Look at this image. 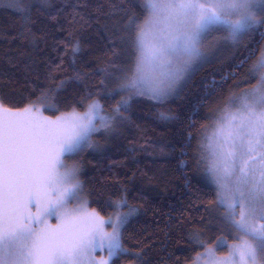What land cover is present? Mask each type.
<instances>
[{"label":"snow or ice","instance_id":"1","mask_svg":"<svg viewBox=\"0 0 264 264\" xmlns=\"http://www.w3.org/2000/svg\"><path fill=\"white\" fill-rule=\"evenodd\" d=\"M33 7H47V0H0V9H14L26 22ZM143 7V18L130 15L123 26L127 35L122 43L132 49L127 67L113 65L90 73L74 70L58 79L61 66L56 65L47 73V83L38 82L39 76L33 81L39 106L33 101L13 108L0 101V264H117L129 256L136 257L135 264H146L141 252L124 243V233L139 212L129 203L127 189L110 193L103 202L112 209L107 217L89 210L87 202L69 207L83 185L77 178L79 169L68 167L64 158L86 147L102 151L92 137L111 136L129 121L125 113L136 97L162 101L174 94L207 56L209 37L239 47L257 32L264 36V0H145ZM80 51L76 40L71 45L73 65ZM246 62L247 58L241 60L238 67ZM98 73L102 78L95 91L75 101L83 112L73 107L55 119L42 115V110L59 111L58 105L74 87ZM257 73L251 88L228 98L212 135L206 137L212 158L207 179L215 188L217 207L223 208L219 219L240 235L233 244L217 237L214 248L203 229L190 231L189 245L204 249L195 264L202 257L207 258L204 264H264V51L249 77ZM117 96L120 99L98 124L101 99ZM176 118L161 113V119ZM51 218L55 224L49 222ZM199 223L211 226L204 218ZM223 247L229 249L227 255H217L216 249ZM98 250H106L107 258L97 260Z\"/></svg>","mask_w":264,"mask_h":264},{"label":"trees","instance_id":"2","mask_svg":"<svg viewBox=\"0 0 264 264\" xmlns=\"http://www.w3.org/2000/svg\"><path fill=\"white\" fill-rule=\"evenodd\" d=\"M32 0H25L30 3ZM145 0H47V7H33L30 20L14 9H0V101L23 108L36 101L38 82L60 65L57 78L71 76L74 70L90 73L96 69L127 67L132 49L122 38L130 15L143 18ZM79 40L81 51L72 64L71 45ZM264 36L259 32L245 38L239 47L223 43L180 87L175 95L157 101L136 97L130 117L111 137L98 135L102 151L85 148L65 156L79 167L82 199L102 216L112 212L103 206L110 193L127 189L129 203L139 209L124 233V243L141 252L146 264H186L200 247L189 245L190 231L203 229L213 243L219 235L233 238L235 231L220 219L216 192L208 182L200 135L228 98L252 87L249 77L252 61L258 56ZM253 52L254 55L249 56ZM247 58L243 67L241 60ZM115 70V69H113ZM118 76L120 72L116 73ZM101 74L89 76L74 87L59 111L69 112L88 91H95ZM248 83H242L244 80ZM98 98V97H94ZM101 99L109 113L116 101ZM167 113L176 119H161ZM211 224L205 228L199 221ZM136 257H122L117 264L135 263Z\"/></svg>","mask_w":264,"mask_h":264},{"label":"rangeland","instance_id":"3","mask_svg":"<svg viewBox=\"0 0 264 264\" xmlns=\"http://www.w3.org/2000/svg\"><path fill=\"white\" fill-rule=\"evenodd\" d=\"M223 46V43H216V40L213 38V37H209L207 40H206V42H205V50H206V52L208 53L207 54V56L205 57V59L202 61V62H200V63H198L197 65H195L194 67H193V69L187 74V76L184 78V80H182L178 85H177V88H176V91L174 92V94H172V95H175V94H177V92L180 90V87H181V85L183 84V83H185L186 82V80H187V78L188 77H190V75L199 67V66H201V64H203L206 60H207V58H210L211 56H213L217 51H218V48H221ZM261 51H264V42L262 43V45H261V48H260V50H259V54H258V56L252 61V63H253V65L256 63V61H257V59H258V57L260 56V54H261ZM258 79V73H257V75H256V78H255V80H254V82H253V85L256 83V80ZM252 85V86H253ZM171 96V95H170ZM145 97V96H144ZM148 97V96H147ZM165 99V98H164ZM154 100V99H153ZM38 106H39V104H38ZM85 110V109H84ZM83 110V111H84ZM72 111V110H71ZM83 111H81V112H83ZM70 112V111H69ZM80 112V111H79ZM219 112L220 111H218L217 112V114L213 117V120H211L210 121V124L207 126V127H205L204 128V130H203V132L201 133V135H200V140H201V142H200V147H199V151L201 152V157L204 155V158H206L205 159V162H206V169H208V166H209V164L211 163V155H210V152H209V150L207 149V147H206V145H207V143H208V141L206 140V137H208V136H211L212 135V133H213V130H214V122H215V120H216V117H217V115L219 114ZM62 113V112H61ZM60 113V114H61ZM60 114H57V115H46L45 113H44V111L42 110V115L43 116H45V117H48V118H51V119H55L58 115H60ZM106 114H108L107 112H98V114H97V123L98 124H100V123H102V118L106 115ZM121 126V125H120ZM120 126L118 127V129H120ZM118 129H117V131H118ZM117 131L115 132V133H117ZM115 133H113L111 136H114V134ZM99 135V134H98ZM104 136L105 137H111V136H108V135H102V137L104 138ZM92 143L93 144H97V143H99V137H97V135H94L93 137H92ZM86 148H88V147H86ZM88 149H91V150H93L92 148H88ZM65 162V164L68 166V167H72V166H76L78 169H79V167H78V165H76V161L75 160H70V161H64ZM82 202H87V207L89 208V210H92V208L88 205V201H87V199H82L81 197H80V192L78 193V196H77V198H75V199H72V200H70L69 201V207H76L77 205H79L80 203H82ZM215 204H216V198H215ZM219 208V207H218ZM222 212H223V208H219ZM110 214V213H109ZM109 214H107V216L109 215ZM101 215V214H100ZM102 216V215H101ZM107 216H104V217H107ZM50 223H52V224H55L56 223V219L55 218H51L50 219V221H49ZM106 227V229L107 230H111L110 229V226H105ZM234 230V229H233ZM235 231V230H234ZM235 233V235L233 236V238H229L228 236H225V235H219L218 237H225L226 238V242H227V244H233V243H236L237 242V236L238 235H240L239 233H237L236 231L234 232ZM216 241V240H215ZM215 241L213 242V243H209V245L210 246H212V247H214L215 248ZM203 251H204V249H201V250H199L197 253H195V255L191 258L192 260L191 261H189V262H187L186 264H195V261H196V259H197V254L198 253H203ZM228 251H229V249L227 248V247H223V248H217L216 249V254L217 255H219V256H224V255H227V253H228ZM95 256H96V258H97V260H101V259H103V258H107V251L106 250H98L96 253H95ZM207 258L206 257H202L201 258V261H200V264H204V262H205V260H206ZM133 264H135V263H133Z\"/></svg>","mask_w":264,"mask_h":264}]
</instances>
